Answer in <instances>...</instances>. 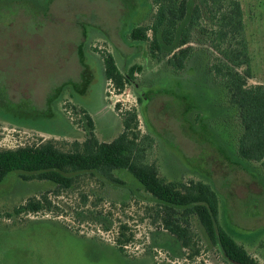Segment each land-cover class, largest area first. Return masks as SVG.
<instances>
[{"label": "rangeland", "instance_id": "obj_1", "mask_svg": "<svg viewBox=\"0 0 264 264\" xmlns=\"http://www.w3.org/2000/svg\"><path fill=\"white\" fill-rule=\"evenodd\" d=\"M188 3L201 5L210 25L202 0ZM241 4L253 48L249 84H258L264 0ZM156 13L152 0H0V150L47 140L70 150L91 133L85 110L99 140L111 141L123 127L116 113L136 110L140 136L154 138L151 161L160 175L211 184L221 200V225L264 264V170L232 164L243 128L225 89L207 73L212 49L195 31L197 55L184 71L168 66L170 48L152 58L149 42L130 32L153 24ZM102 52H112L123 71L134 64L143 70L119 93L104 80ZM114 174L124 183L89 171L62 189L9 173L0 184V264H234L196 215L189 216L196 244L185 249L153 222L158 204L144 186L126 169ZM30 198L41 199L42 208L17 212ZM195 247L198 255H187Z\"/></svg>", "mask_w": 264, "mask_h": 264}, {"label": "trees", "instance_id": "obj_2", "mask_svg": "<svg viewBox=\"0 0 264 264\" xmlns=\"http://www.w3.org/2000/svg\"><path fill=\"white\" fill-rule=\"evenodd\" d=\"M152 1L157 7L153 24L134 27L130 32L131 38L149 42V52L154 59L162 57V48H170L172 52L166 56L167 64L179 73L197 55L191 43L195 31L201 32L212 49L207 73L225 89L229 104L236 110L243 128L235 145L236 157L232 164L244 168L258 164L264 170V83L249 84L253 75L252 57L241 0H202L210 25L204 23L199 4L191 8L188 0ZM102 57L105 76L119 93L135 77V73L143 69L142 65L135 64L125 74L111 52H102ZM143 100L142 96L138 97V101ZM84 112L91 133L84 141L73 142L70 150H63L53 140L0 150V184L9 173L16 171L23 180H50L59 188L68 189L74 182V176L80 172L98 171L108 180L121 182L112 171L126 168L156 199L158 208L153 222H160L185 247L191 249L196 244V234L190 229L189 220V216L196 215L209 239L228 261L259 264L221 225L220 198L209 183L201 180L178 182L160 175L156 164L149 161L154 151V138L151 134L140 136L136 110L123 114V132L108 142L99 140L94 133L91 115L86 110ZM41 208V199L30 198L16 209L17 212H37ZM121 227L127 228L126 225ZM122 234L125 236L124 232ZM130 240L126 237L120 241L125 243ZM198 253L199 249L195 247L189 256Z\"/></svg>", "mask_w": 264, "mask_h": 264}, {"label": "flooded vegetation", "instance_id": "obj_3", "mask_svg": "<svg viewBox=\"0 0 264 264\" xmlns=\"http://www.w3.org/2000/svg\"><path fill=\"white\" fill-rule=\"evenodd\" d=\"M133 29V28H132ZM138 41H140V40H138ZM112 53V52H111ZM113 54V53H112ZM114 55V54H113ZM102 56V55H101ZM114 57H115V55H114ZM115 60H116V57H115ZM102 70H103V74H104V80H108L107 78H106V76H105V67H104V60H103V57H102ZM116 63H117V60H116ZM117 65H118V63H117ZM135 65V64H134ZM141 65V64H140ZM118 67H119V69L123 72V73H125V74H127L128 73V71H129V69L132 67V66H130V68L128 69V70H126V71H123L121 68H120V66L118 65ZM143 67V66H142ZM143 70V69H142ZM140 72H142V71H139L138 73H140ZM137 73V72H136ZM135 73V74H136ZM135 79V77L131 80V81H133ZM130 81V82H131ZM115 111V110H114ZM116 113V112H115ZM119 117H120V119H121V121H122V124H123V114H118V113H116ZM123 129H124V126L122 127V131L120 132V133H122L123 132ZM118 137V136H117ZM116 138V137H115ZM114 138V139H115ZM101 141H104V140H101ZM112 141V140H111ZM108 142V141H107ZM152 155L153 154H151V156H150V158H149V161L150 162H153V161H151V157H152ZM153 163H155V162H153ZM157 166V165H156ZM158 167V166H157ZM119 169H126V168H119ZM115 170H118V169H114L113 171H112V173H113V175H115L114 174V171ZM126 170H128V169H126ZM159 170V169H158ZM129 171V170H128ZM83 172H89V171H83ZM91 172V171H90ZM98 172V171H97ZM130 172V171H129ZM131 173V172H130ZM132 174V173H131ZM133 175V174H132ZM134 176V175H133ZM116 177V176H115ZM135 177V176H134ZM164 177V176H163ZM117 178V177H116ZM136 178V177H135ZM166 178V177H165ZM120 179V178H119ZM137 179V178H136ZM167 179V178H166ZM33 180V179H32ZM38 180H45V179H38ZM138 180V179H137ZM168 180H172V179H168ZM48 181H50V180H48ZM110 181H112V182H116V181H113V180H110ZM139 181V180H138ZM174 181H178V182H185V183H188L189 181H181V180H174ZM202 181V180H201ZM52 182V181H51ZM140 182V181H139ZM204 182V181H203ZM118 183H121V184H123L124 183V181L122 180L121 182H118ZM141 183V182H140ZM207 183V182H206ZM211 185V184H210ZM212 186V185H211ZM213 187V186H212ZM145 188V187H144ZM146 190V189H145ZM147 191V190H146ZM150 193V192H149ZM151 194V193H150ZM152 195V194H151ZM153 196V195H152ZM157 202V201H156ZM220 202H221V200H220ZM219 209H220V203H219ZM219 221H220V218H219ZM221 223V222H220ZM162 228L163 229H166L165 227H163L162 226ZM225 229V228H224ZM166 230H168V229H166ZM226 230V229H225ZM169 231V230H168ZM227 231V230H226ZM171 232V231H170ZM171 234H173L172 232H171ZM173 235H175V234H173ZM176 236V235H175ZM177 237V236H176ZM177 239H178V242L180 243V245H182L185 249L187 248V247H185L184 245H183V243L181 242V240L177 237ZM120 246H117V248L122 252V254L124 253V249L123 248H119ZM187 249H189V248H187ZM126 255V254H125ZM187 255H190V252L189 253H187Z\"/></svg>", "mask_w": 264, "mask_h": 264}, {"label": "crops", "instance_id": "obj_4", "mask_svg": "<svg viewBox=\"0 0 264 264\" xmlns=\"http://www.w3.org/2000/svg\"><path fill=\"white\" fill-rule=\"evenodd\" d=\"M244 22H245V19H244ZM245 24H246V22H245ZM247 35H248V32H247ZM246 35V36H247ZM248 37V41H249V44H251L250 42H251V40H250V36L248 35L247 36ZM252 42H253V40H252ZM261 44V43H260ZM261 48V50H264V47H260ZM250 52H251V54H252V65H253V48H251V45H250ZM253 67V66H252ZM262 83H264V82H262ZM241 244V243H240ZM246 248V247H245Z\"/></svg>", "mask_w": 264, "mask_h": 264}, {"label": "water", "instance_id": "obj_5", "mask_svg": "<svg viewBox=\"0 0 264 264\" xmlns=\"http://www.w3.org/2000/svg\"><path fill=\"white\" fill-rule=\"evenodd\" d=\"M143 98H145L144 96H142Z\"/></svg>", "mask_w": 264, "mask_h": 264}]
</instances>
